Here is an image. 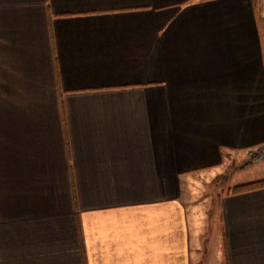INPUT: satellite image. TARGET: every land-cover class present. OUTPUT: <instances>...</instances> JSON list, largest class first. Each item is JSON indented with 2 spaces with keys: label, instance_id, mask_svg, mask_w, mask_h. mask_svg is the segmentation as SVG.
<instances>
[{
  "label": "crops",
  "instance_id": "crops-1",
  "mask_svg": "<svg viewBox=\"0 0 264 264\" xmlns=\"http://www.w3.org/2000/svg\"><path fill=\"white\" fill-rule=\"evenodd\" d=\"M260 12L0 0V264H264V188L189 186L264 145Z\"/></svg>",
  "mask_w": 264,
  "mask_h": 264
},
{
  "label": "rangeland",
  "instance_id": "rangeland-1",
  "mask_svg": "<svg viewBox=\"0 0 264 264\" xmlns=\"http://www.w3.org/2000/svg\"><path fill=\"white\" fill-rule=\"evenodd\" d=\"M255 5L261 10L260 14L264 17V4L260 0H255ZM262 147L264 145L248 152L233 154L221 168V172L217 174L203 173L189 182L192 195L197 197V201L207 204L208 216L218 215L217 203L222 196L230 194L234 186L244 181L251 182L253 179L257 180L263 177L264 152H262V157H253V154L259 152L258 150Z\"/></svg>",
  "mask_w": 264,
  "mask_h": 264
},
{
  "label": "trees",
  "instance_id": "trees-1",
  "mask_svg": "<svg viewBox=\"0 0 264 264\" xmlns=\"http://www.w3.org/2000/svg\"><path fill=\"white\" fill-rule=\"evenodd\" d=\"M258 151L259 152H255L253 154V157H256V158L262 157L263 156L262 152H264V147L260 148ZM261 188H264V179L255 180V181H251V182H247L243 184H238L233 187L231 193L238 194V193H244V192L253 191V190H257Z\"/></svg>",
  "mask_w": 264,
  "mask_h": 264
}]
</instances>
